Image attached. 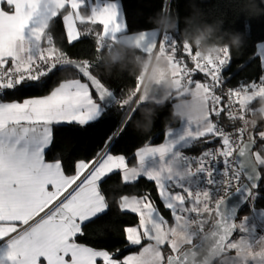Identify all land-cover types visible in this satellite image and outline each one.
Wrapping results in <instances>:
<instances>
[{"label": "snow or ice", "instance_id": "snow-or-ice-1", "mask_svg": "<svg viewBox=\"0 0 264 264\" xmlns=\"http://www.w3.org/2000/svg\"><path fill=\"white\" fill-rule=\"evenodd\" d=\"M85 7L88 14H82ZM61 14L69 45L91 37L99 25L96 52L123 37L135 42L143 55L156 49L167 53L169 74L179 88L188 85L181 95L202 98L205 116L182 120L177 130L165 132L164 142L145 143L131 158L112 154L114 142L148 95L139 94L135 78L134 90L117 98L93 74L92 62L72 59L58 47L53 28ZM78 24L90 27L82 32ZM157 36L156 29L129 33L119 0H0V264H204L234 251L237 240L253 249L246 264H264V252L257 251L264 242V234L257 235L258 229L264 233V208L252 211L264 181V130L256 132V123L250 128L246 120L250 105L264 95V42L255 45L262 68L258 81L238 83L218 94L224 83L222 69L231 59L229 48L215 59H201L187 42L178 48L173 34L163 32L158 43ZM66 68L79 78L59 83L47 95L22 101L3 98L10 91L43 88L47 77ZM198 74L205 79H195ZM173 101L170 96L168 102ZM133 102L136 107L123 127L107 137L96 157L75 163L74 174H66L60 159L46 160L54 125L87 126L114 105L123 111ZM221 118L229 122L230 131ZM217 142L199 156L184 151ZM130 159L135 163L130 165ZM113 174L119 180L106 192L102 185ZM140 178L154 183L171 222L150 192L115 199ZM201 197H207L203 206ZM246 203L252 205L251 215L237 222ZM113 204L138 218L123 233L126 247L138 246L139 251L122 259L79 242L84 225L105 215ZM234 233L238 238L233 239Z\"/></svg>", "mask_w": 264, "mask_h": 264}, {"label": "trees", "instance_id": "trees-1", "mask_svg": "<svg viewBox=\"0 0 264 264\" xmlns=\"http://www.w3.org/2000/svg\"><path fill=\"white\" fill-rule=\"evenodd\" d=\"M121 1L129 32L158 28L150 21V18L155 17L158 13L175 14L177 26L175 29L167 32L173 34L174 38L178 41V48L181 47L182 30L185 28L184 17L189 16L192 12L190 0ZM194 2L200 11L198 20L209 22L219 20L222 21V29L229 32L238 31L243 35V43L239 49H232L230 51V63L222 71L224 83L221 88L217 89V93L224 94L226 87L232 88L237 86L238 83L258 81L262 74V68L255 45L259 41L264 40V14L250 15L242 12L239 0H194ZM256 3L258 6L264 7V4H260V0H256ZM81 11L82 14H88L89 9L85 7ZM62 15L56 19L53 28L57 46L61 47L72 59H87L92 62L94 64L93 73L114 91L117 98H124L134 88L135 77L130 75L126 70L117 71L113 69L111 74H105L103 68L100 67L97 56L101 52L94 51V39L95 31L102 30V26H95L91 37H82L79 41L69 45L66 41ZM245 24L248 25L247 28H245ZM88 27L90 25L78 24V28L82 32ZM105 48L103 51H105ZM140 54L143 55L142 53ZM72 77H78L73 69L66 68L56 71L46 78L43 88L10 91L3 98L5 100H23L33 96L48 94L61 81ZM194 78L201 81L205 79L202 74L195 75ZM258 103L259 100L257 98L250 105V109L254 110L258 106ZM171 105L172 102H166L161 106L151 104L149 101L141 105L122 135L116 139L110 151L113 154H124L131 158L134 151L143 144L160 142L164 137L166 129L179 123V121L170 119ZM134 107L136 105L133 102L121 111L118 106L114 105L102 118L96 122H90L87 126L54 125L53 142L49 149L46 150V160L60 159L66 174H73L75 163L79 160L89 161L96 157L97 153L104 147L107 137L113 131H117L120 127H123L124 114L129 111L131 112ZM147 107L154 109V115L151 118L149 130L142 131L136 125L145 123V117L142 115L141 109ZM221 122L224 125L229 124L223 118H221ZM249 127L252 128V125ZM254 130L256 132L264 130V121L258 122ZM210 145L212 144L201 147L199 144H196L187 148V150H203ZM129 163L130 165L134 164V159H130ZM118 180L119 175L113 174L104 181L102 187L108 192L109 186ZM146 191L151 193L152 199L156 201L157 207L161 212L170 217L169 211L164 208L159 200L154 183L147 181L146 178H140L137 182L125 186L122 193L116 194L115 199L118 200L120 194L142 195ZM259 193L260 197L255 201L254 209L264 208V181L261 182ZM109 199H113L111 193H109ZM250 209H252L251 203H246L240 210L237 222L244 215H251ZM137 222L138 218L135 214L127 211L121 212L113 204L111 210L105 215L84 225V235L79 238V242L97 248H104L110 253H115V258L122 259L128 252L138 248V246L126 247L127 241L123 228L135 225Z\"/></svg>", "mask_w": 264, "mask_h": 264}, {"label": "clouds", "instance_id": "clouds-1", "mask_svg": "<svg viewBox=\"0 0 264 264\" xmlns=\"http://www.w3.org/2000/svg\"><path fill=\"white\" fill-rule=\"evenodd\" d=\"M240 10L250 15L264 14V7L257 5L256 0H239ZM264 4V0H260ZM192 12L184 17L185 28L182 30V42L189 43L199 54L201 59L210 57L215 59L222 54V49H239L243 43V35L240 32H229L222 29V21H202L198 20L200 11L196 7L194 0H190ZM150 21L162 31L173 30L177 26L175 14L158 13L151 17ZM136 43L129 42L126 38H121L111 48L106 47L105 51L99 53L97 60L105 74H111L113 69L117 71H128L130 75L139 79V94L148 95V101L155 105H164L173 97L170 108V119L182 121L185 119H202L207 112V105L204 100L191 94L181 95V92L188 88L185 83L183 88H179L176 79L171 76L167 69V53H161L158 49L151 54L141 55L136 51ZM134 90L132 88L130 91ZM158 93V94H157ZM258 106L248 109L246 120L248 125L264 121V95L258 97ZM159 101V104L156 103ZM134 106V105H133ZM247 108V102L243 105ZM145 117V123L136 125L142 131H148L154 109L147 107L141 109ZM129 112H126L123 119H127ZM207 203V197H201L202 206ZM236 248L230 253L217 254L204 264H246L253 255L246 243L239 240L234 241ZM257 251L264 252V242ZM235 257V259H233Z\"/></svg>", "mask_w": 264, "mask_h": 264}, {"label": "crops", "instance_id": "crops-1", "mask_svg": "<svg viewBox=\"0 0 264 264\" xmlns=\"http://www.w3.org/2000/svg\"><path fill=\"white\" fill-rule=\"evenodd\" d=\"M119 2L121 3V5H122V1L121 0H119ZM122 10H123V6H122ZM124 11V10H123ZM153 29H156V30H158V36H157V43L159 42V39H160V29L159 28H151V29H146V30H142V31H151V30H153ZM139 32V31H138ZM138 32H129V33H138ZM73 78H79V77H72V78H69V79H73ZM65 80H67V79H65ZM65 80H63V81H65ZM63 81H61V82H63ZM60 82V83H61ZM83 82V81H82ZM59 85V84H58ZM57 85V86H58ZM47 95V94H46ZM43 96V95H42ZM33 97H35V96H33ZM30 98V97H29ZM94 98H95V96H94ZM10 101V100H9ZM17 101H22V100H17ZM180 122V121H179ZM179 124V123H178ZM179 127H181V126H171V127H169V128H167L166 129V131L167 130H169V129H173V130H177ZM165 131V132H166ZM164 140H165V134H164V137H163V139L160 141V142H156V143H150L151 145H153V146H156V145H159L160 143H162V142H164ZM113 154V153H112ZM47 161H49V162H53V161H55V160H47ZM80 161V160H79ZM78 161V162H79ZM63 167V166H62ZM74 174V173H73ZM68 175H72V174H68ZM257 209H261V208H257ZM257 209H254L253 211H255V210H257ZM88 246H90V245H88ZM91 247H93V246H91ZM94 248H97V247H94ZM98 250H106V249H104V248H97ZM258 250V249H257Z\"/></svg>", "mask_w": 264, "mask_h": 264}, {"label": "built area", "instance_id": "built-area-1", "mask_svg": "<svg viewBox=\"0 0 264 264\" xmlns=\"http://www.w3.org/2000/svg\"><path fill=\"white\" fill-rule=\"evenodd\" d=\"M223 69H224V68H223ZM223 69H222V71H223ZM234 87H236V86H234ZM234 87H232V88H234ZM229 88H231V87H226V88L224 89V93H226V92L228 91ZM247 116H248V112L246 113V117H247ZM234 123L236 124L237 127L240 126V122H234ZM228 125H229V124H228ZM228 125H225V126L228 127ZM228 130L230 131L231 128L228 127ZM217 146H218V142L215 143V144H212V145H210V146H208V147H206V148H209V147H211V148H215V147H217ZM184 151H185L186 154H188L189 156H199L203 150H198V151H196V150H187V149H185ZM221 167H222V166H221ZM209 226H210V225H207L206 228H208ZM260 234H264V233H260V231H259V229H258V230H257V235H260ZM236 238H238V233H236V234L233 236V239H236Z\"/></svg>", "mask_w": 264, "mask_h": 264}, {"label": "rangeland", "instance_id": "rangeland-1", "mask_svg": "<svg viewBox=\"0 0 264 264\" xmlns=\"http://www.w3.org/2000/svg\"><path fill=\"white\" fill-rule=\"evenodd\" d=\"M162 33H163V31L160 30V39L162 38V36H161ZM262 42H264V40L259 41L257 44H260V43H262ZM258 52H259V49L256 48V53H258ZM49 93H50V92H49ZM49 93H48V94H49ZM44 95H46V94H44ZM39 96H42V95H39ZM175 126H182V125H181V121L179 122V124H177V125H175ZM158 209H159V208H158ZM159 211L161 212L160 209H159ZM161 214H163V215H164L166 218H168L169 221L171 222L172 218H170L168 215H166V214H164V213H162V212H161ZM132 226H133V225H132ZM209 227H210V226H209ZM166 249H167V248L164 249L165 253H167ZM138 251H139V247L136 248L135 250H132V251L128 252L126 255H129V254H132V253H135V252H138Z\"/></svg>", "mask_w": 264, "mask_h": 264}, {"label": "water", "instance_id": "water-1", "mask_svg": "<svg viewBox=\"0 0 264 264\" xmlns=\"http://www.w3.org/2000/svg\"><path fill=\"white\" fill-rule=\"evenodd\" d=\"M77 60H80V59H77ZM93 74H94V73H93ZM94 75H95V74H94ZM96 76H97V75H96ZM97 77H98V76H97ZM98 78H99V77H98ZM99 79H100V78H99ZM101 81H102V80H101ZM106 86H107V85H106ZM109 89L112 90L110 87H109ZM112 91H113V90H112ZM113 92H114V91H113ZM114 94H115V93H114ZM115 95H116V94H115ZM231 199H232L233 201H235V200L239 199V197H232ZM244 205H245V204H244ZM244 205H243V206H244ZM243 206H242V207H243ZM242 207H241V208L239 209V211H238L237 219H238V217H239V213H240V210L242 209ZM235 234H236V233H234V235H235Z\"/></svg>", "mask_w": 264, "mask_h": 264}]
</instances>
